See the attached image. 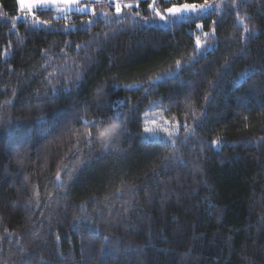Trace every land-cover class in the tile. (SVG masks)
I'll use <instances>...</instances> for the list:
<instances>
[{"label":"trees","instance_id":"obj_1","mask_svg":"<svg viewBox=\"0 0 264 264\" xmlns=\"http://www.w3.org/2000/svg\"><path fill=\"white\" fill-rule=\"evenodd\" d=\"M151 1L0 0V264H264V0L147 24ZM150 104L171 142L143 137Z\"/></svg>","mask_w":264,"mask_h":264},{"label":"rangeland","instance_id":"obj_2","mask_svg":"<svg viewBox=\"0 0 264 264\" xmlns=\"http://www.w3.org/2000/svg\"><path fill=\"white\" fill-rule=\"evenodd\" d=\"M103 0H80L81 4H87L89 6V11L87 12H93L94 7L91 4V2H100ZM109 2H112L114 5L116 3H125V4H129L131 3L132 5H136L137 4V0H108ZM168 1V0H166ZM31 0H18V7H19V16L22 17L24 15L30 14L28 11L27 7H24L23 9L20 7L21 3H24L25 5H27L28 3H30ZM153 0L150 2L152 3ZM209 4H217L219 5L216 8H211V9H219L221 7V0H211V1H207ZM205 2H201V3H189V4H197V5H201L204 4ZM156 4H157V8L161 11V13L163 15H167V13H165L163 10L168 8V7H174V6H179L181 4L178 3H169L168 5H162L160 2H157L156 0ZM76 5H72V6H68L65 5L63 3H59L56 5H52L51 7H43V8H55L58 10H61L63 12L65 11H70V10H74L76 11ZM40 9V8H38ZM37 10V9H36ZM210 9H208L205 12H197V13H185L182 16H176V17H168L166 20H162L159 18V16H157L155 14V12L151 9V13L149 15H147L146 17H144V22L147 24H166V23H170V22H174V21H181V20H185V19H189L192 17H197L203 14H206ZM78 12V11H77ZM86 13V12H85ZM199 25H201V23H199ZM204 33H208V36H205ZM199 37L200 41H201V45L199 47H197L198 51L201 50H208L212 48V31L208 30V29H204L203 27L198 28V32L196 33V38ZM196 43V40H195ZM150 128V129H154V133H146L145 132V128ZM165 129H168V131H165ZM179 130V125L177 122L175 121H171L168 118H166L164 116V112L163 110L156 104H150L146 110L144 111V135L143 137L146 139H152V140H161V141H172L174 139V136L178 133ZM169 133H172L171 135H169Z\"/></svg>","mask_w":264,"mask_h":264},{"label":"snow or ice","instance_id":"obj_3","mask_svg":"<svg viewBox=\"0 0 264 264\" xmlns=\"http://www.w3.org/2000/svg\"><path fill=\"white\" fill-rule=\"evenodd\" d=\"M59 3H63L65 5H68V6H72V5H76V11L78 12H87L89 11V6L87 4H81L80 3V0H31L30 3H28L27 5H25L24 3H21L20 7L23 9L24 7H27L28 8V11L29 13H31L34 17H35V10L38 9V8H43V7H51L52 5H56V4H59ZM221 3H222V0H221ZM136 6L138 7L139 6V0H137V4ZM219 5L217 4H209L207 2V0H205V3L204 4H201V5H197V4H189V3H184V4H181L179 6H174V7H168L166 9H164L163 11L165 13H167V15H163L161 13V11L157 8V4H156V0H153L152 3H150L148 5V7L150 9H152L155 14L157 16H159L160 19L162 20H166L168 17H176V16H182L183 14L185 13H197V12H205L207 11L208 9H211V8H216L218 7ZM124 7L126 8H132L133 5L131 3L129 4H125ZM115 8H116V14L117 15H120L121 12H122V7H121V4L120 3H116L115 4ZM62 11V9H61ZM95 11L93 10V15H95ZM137 15H139V13H136ZM105 15H107L105 13ZM38 23H41V24H44V23H47L46 21H39L37 20ZM91 21H89L90 23ZM215 23V22H214ZM13 27H15V24H13ZM197 28H201L202 25H199L197 24L196 25ZM245 31H248V29L246 28ZM205 36H208V33H204ZM196 44H197V47H199L201 45V41H200V38L197 37L196 38ZM180 64V61H177V65L179 66ZM249 78V73H244L242 74V77L241 79L244 80L246 82V80ZM193 115L195 116V113H193ZM84 125L85 126H91V127H95L97 123H103V121H88V120H84L83 121ZM185 129H187V125L185 124L184 125ZM154 129H150V128H145V132L146 133H154ZM165 131H168V129H165ZM116 133V130L115 129H112V128H105L103 129L102 131L99 132V139L102 143H105V142H110L111 138L115 135ZM172 133H169V135H171ZM85 142L88 143V144H91L93 143V134L91 131H87L85 134ZM213 144H219L220 141L219 140H214L212 142ZM27 180V178H25ZM38 195V193H37ZM105 239H107V237H105Z\"/></svg>","mask_w":264,"mask_h":264},{"label":"clouds","instance_id":"obj_4","mask_svg":"<svg viewBox=\"0 0 264 264\" xmlns=\"http://www.w3.org/2000/svg\"><path fill=\"white\" fill-rule=\"evenodd\" d=\"M116 127H117L116 124H112V125H110V128H112V129H116Z\"/></svg>","mask_w":264,"mask_h":264}]
</instances>
